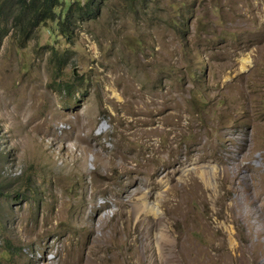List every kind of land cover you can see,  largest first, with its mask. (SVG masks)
Wrapping results in <instances>:
<instances>
[{"label": "rangeland", "instance_id": "1", "mask_svg": "<svg viewBox=\"0 0 264 264\" xmlns=\"http://www.w3.org/2000/svg\"><path fill=\"white\" fill-rule=\"evenodd\" d=\"M28 15L0 0V264H264V0H102L68 38ZM246 132L255 186L222 172Z\"/></svg>", "mask_w": 264, "mask_h": 264}, {"label": "bare ground", "instance_id": "2", "mask_svg": "<svg viewBox=\"0 0 264 264\" xmlns=\"http://www.w3.org/2000/svg\"><path fill=\"white\" fill-rule=\"evenodd\" d=\"M246 58V57H245ZM245 58H242V61L241 62H243V64L245 65V63L248 61V59H245ZM242 64V65H243ZM247 64V63H246ZM248 65V64H247ZM184 116H186V115H184ZM188 117V116H187ZM184 126V125H183ZM182 127V126H181ZM151 128H152V126H151ZM173 129V128H172ZM147 130V129H146ZM145 130V132H148V131H146ZM178 130H180V132H181V128H179ZM178 130H176V131H174V134L176 135L177 133H178ZM253 130H254V128H253ZM140 131V130H139ZM143 131V130H142ZM151 132V131H150ZM173 132V131H172ZM252 132H255V131H252ZM142 133V132H141ZM234 134V133H233ZM244 134V133H243ZM172 135V134H171ZM170 135V136H171ZM240 137V136H239ZM250 137H252L251 136V133L250 132H246L244 135H242V137H241V139H243V141L240 139L239 140V146H238V154H237V156H236V158L235 159H233L234 160V162L232 161V163L231 162H229V161H226L225 162V164H224V166H223V169H222V172H223V174H224V176H232V177H235V176H239V170H240V168H242V167H247L248 168V170H249V172H250V176H251V178H252V180H253V185L255 186V185H258V182L255 180V178H259L260 177V175H258L257 174V172L256 171H254V169L250 166V164L246 161V159L247 158H249V156H250V152H251V150H252V148H254V145H255V143L254 142H251V143H249V140H250ZM83 138H85V135H83V136H79V139L82 141V139ZM171 138V137H170ZM169 138V139H170ZM197 139V138H196ZM84 141V140H83ZM197 142V141H196ZM208 144V140L204 137V134L200 131V132H198V145L199 146H204V145H207ZM156 148V147H155ZM169 148V147H168ZM244 149H247V151H243ZM262 151V150H261ZM262 153V152H261ZM264 153V152H263ZM98 157H99V159H101V160H104V159H106L104 156H99L98 155ZM97 157V158H98ZM147 157H150V156H147ZM215 158V157H214ZM109 160V159H108ZM112 160V159H111ZM110 160V161H111ZM147 160V159H146ZM191 161H193L194 163H197V162H199L201 159L199 158V156H193V157H191V159H190ZM190 160H189V158L188 159H186V160H184L183 161V163H186V162H189V163H191L190 162ZM221 160V159H220ZM145 161V160H144ZM149 161V160H148ZM105 163V162H104ZM146 163V162H145ZM151 163V162H150ZM106 164H107V162H106ZM199 166V165H198ZM105 167V166H104ZM257 167V166H256ZM107 168V167H106ZM232 168H236V170H233ZM207 169V168H206ZM206 169H199V168H197L195 171H198L199 173H200V175L201 176H205V175H208V177H210V178H212V175H213V171H214V168L213 169H208V170H206ZM247 170V171H248ZM172 172H173V170H171ZM175 171V170H174ZM156 173V172H155ZM154 173V174H155ZM171 173V172H170ZM244 173V172H243ZM158 173H156V175H157ZM219 175V174H218ZM214 176V175H213ZM215 176H216V174H215ZM214 176V178L215 179H217V177H215ZM242 176V175H241ZM245 176H247V175H245ZM254 176H255V178H254ZM172 177V176H171ZM221 177V176H220ZM180 178V177H179ZM242 178V177H241ZM225 179V178H224ZM232 179V178H231ZM230 179V180H231ZM237 179V178H236ZM240 179V178H239ZM181 180V179H180ZM185 181H184V183L186 184V185H188L189 187H192V188H194L195 189V186H190V183H192V179L191 178H186V179H184ZM229 180V179H228ZM241 180V179H240ZM239 181V180H238ZM245 182V181H244ZM247 183V182H246ZM174 184V183H173ZM175 184H179V180H177L176 181V183ZM248 186H250V185H248ZM245 189V188H244ZM172 191H173V188H172ZM256 191H254L253 192V194L255 193ZM131 196V195H130ZM258 196V194L257 195H255V197H257ZM124 198H126L125 196H124ZM124 198H122V199H124ZM144 198V197H143ZM249 198V200H250V197H248ZM254 198V197H253ZM130 199V198H129ZM184 199H187V198H184ZM255 199V198H254ZM141 200V199H140ZM143 200V199H142ZM248 200V199H247ZM122 201V200H121ZM124 201H126V200H124ZM145 200H143V201H139L138 202V204L136 203L135 205H133V208L137 211V210H139L142 206H144L145 205V202H144ZM251 202H253L252 200H250ZM136 202V201H135ZM250 202V203H251ZM125 204V203H124ZM175 205H176V203H175ZM240 205H241V203H240V199H234V202L232 201V204H230V205H226V206H224V205H222L221 204V207H224V208H226L229 212H230V214H233L234 212H238L239 214H249V215H254L255 216V218L257 219V220H260L261 219V216H262V214L261 213H259V214H257L256 213V211L254 210V209H251V210H249V209H246V210H244V209H242L244 206H243V204H242V206L240 207ZM250 206V205H249ZM253 207V206H252ZM251 207V208H252ZM85 211V210H84ZM134 211V210H133ZM135 211V212H136ZM87 212V211H86ZM85 212V213H86ZM140 212V211H139ZM142 211L140 212V216H138L139 217V219L136 221V223H135V228H134V234L132 235V240H134V241H136V239H137V241H143V239H145V238H147L148 236H149V234H150V226H151V223H152V219L150 220V216L148 217V216H146V215H144V213H143V215H142ZM127 214H129V213H127ZM242 216V215H241ZM245 216V215H244ZM247 217V216H246ZM83 218V217H82ZM78 219V218H77ZM83 220V219H82ZM151 221V222H150ZM80 225V224H79ZM255 233L257 234V235H260V234H263L264 233V228H262V227H256L255 228ZM92 242V241H91ZM139 244H141V246L143 247V249H146V246L143 244V243H139ZM137 248V247H136ZM143 249L142 250H137V254L138 255H140V253L141 252H143ZM170 257H168L169 258V261H174V257L172 256V255H169ZM165 257V256H164ZM87 258V257H86ZM162 258V257H161ZM87 259H90V258H87ZM167 258H163V259H161V261H160V263L159 264H165V262L167 263ZM247 262H248V264H249V256L247 257ZM85 261H86V259H85ZM92 261V260H91ZM85 263V262H84ZM179 263H186V262H184V260L183 259H180L179 260ZM88 264H91V262L90 263H88Z\"/></svg>", "mask_w": 264, "mask_h": 264}, {"label": "trees", "instance_id": "3", "mask_svg": "<svg viewBox=\"0 0 264 264\" xmlns=\"http://www.w3.org/2000/svg\"><path fill=\"white\" fill-rule=\"evenodd\" d=\"M23 9L28 10L26 29L37 28L39 26L45 27L55 38L70 36L72 25L74 21L80 19H87L96 17L101 9L102 0H17ZM57 60H62V55H56ZM75 82H61L59 88L63 92L70 91L71 94L75 92ZM5 193L0 186V197ZM19 194H16L15 199ZM7 247L5 251L9 253ZM21 249V248H20ZM11 253V251H10Z\"/></svg>", "mask_w": 264, "mask_h": 264}]
</instances>
